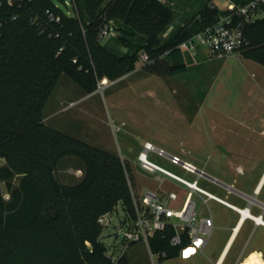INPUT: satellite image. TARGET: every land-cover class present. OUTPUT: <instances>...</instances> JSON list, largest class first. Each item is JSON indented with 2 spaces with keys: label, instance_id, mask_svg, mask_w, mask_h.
Wrapping results in <instances>:
<instances>
[{
  "label": "trees",
  "instance_id": "1",
  "mask_svg": "<svg viewBox=\"0 0 264 264\" xmlns=\"http://www.w3.org/2000/svg\"><path fill=\"white\" fill-rule=\"evenodd\" d=\"M104 1L78 0L80 11L70 18L52 0H27L22 7L0 0V15L7 18L0 27V264H113L100 240L103 228L98 218L120 202L132 207L122 162L109 151L45 125L44 109L63 75L92 93L103 77L116 79L132 72L141 51L152 59H168L169 74L182 73L187 63L177 44L220 13L209 6L211 0H205L163 43L159 33L176 19L169 3L109 0L108 13L120 9L125 25H132V13L155 21L156 35L146 44H131L132 53L117 56L98 39ZM47 9L62 17L60 24H50L47 30L58 36L42 32L31 22L32 16ZM13 13L19 18L12 20ZM120 30L128 33L123 27ZM245 35L243 56L264 65V17L249 24ZM66 156H76L85 165V175L76 184L63 183L56 174ZM17 174L20 183L13 188ZM3 185L12 193L10 201ZM151 246L154 251L170 248L169 240L160 234L151 239ZM119 264H126V257Z\"/></svg>",
  "mask_w": 264,
  "mask_h": 264
},
{
  "label": "rangeland",
  "instance_id": "2",
  "mask_svg": "<svg viewBox=\"0 0 264 264\" xmlns=\"http://www.w3.org/2000/svg\"><path fill=\"white\" fill-rule=\"evenodd\" d=\"M108 1L102 4V8H106L101 18L112 23L117 31L102 43L115 55L132 53L131 44H146L156 35L154 20L132 13V25H125L119 18L120 9L108 13ZM162 1L176 10L174 23L167 31L159 33L164 43L170 41L205 0ZM215 1L220 8H225L226 0ZM52 2L64 15L74 17L71 0ZM74 2L78 14L79 2ZM120 27L128 33H122ZM243 50L244 47L236 55L222 58L208 54L206 47L195 57L184 51L187 69L176 75L169 74L170 61L162 56L153 57L147 65L138 61L132 72L116 79L110 76L100 79L92 93H86L63 75L44 109L43 123L117 155L125 170L130 193L131 188L138 194L149 188L175 190L180 196L188 191L184 184L161 172L149 173L141 168L138 155L145 140L168 153L179 154L212 177L252 192L249 180H257L260 175L256 173L261 174L264 168V65L245 58ZM148 157L189 181L197 179L200 187L235 205L247 204L233 192L225 191L221 184L206 176L198 177L154 151ZM56 174L63 183L76 184L85 175V165L76 156H66L59 162ZM20 179V174L13 177V188L19 186ZM3 191L5 199L10 201L12 193L5 185ZM193 200L199 218L210 215L214 218L213 233L205 253H189L184 249L178 256L156 259L154 263L147 244L139 242L127 250L126 264H213L228 237L227 229L236 224L239 214L213 199H208L206 204L197 194ZM118 210L122 213L120 205ZM112 231L102 230L100 240L109 243ZM242 233L245 241L249 240L243 256L259 243L264 247L263 227L257 229L247 221ZM243 249L244 245L236 252L234 249L225 264L235 262Z\"/></svg>",
  "mask_w": 264,
  "mask_h": 264
},
{
  "label": "built area",
  "instance_id": "3",
  "mask_svg": "<svg viewBox=\"0 0 264 264\" xmlns=\"http://www.w3.org/2000/svg\"><path fill=\"white\" fill-rule=\"evenodd\" d=\"M26 1L8 0V5L22 7ZM67 3L70 4L69 2ZM71 5L75 11V15H77V10L74 8V0H71ZM209 6L219 9L220 13L217 19L200 31L180 41L177 47L189 52L193 57L203 47L207 48L208 54L217 58L236 55L246 43V27L264 16V0H248L245 3L226 0L225 8L223 9L215 3V0H211ZM10 18L12 20L18 19L19 14L13 13ZM6 22L7 18L0 15V27ZM31 22L38 25L42 32H49L50 36H53V34L58 36L57 32L47 30H49L50 24H60L62 17L51 9H47L42 15L36 14L32 16ZM116 31V27L112 23L103 21L99 28L98 39L102 41L105 38L113 37L116 35ZM152 60L146 51L140 52L138 61L141 64H150ZM142 146L143 149L138 155L142 169L149 173L161 172L184 184L188 188V191L183 196H180L175 190L168 191L164 188H149L142 194H138L131 188V209H128L120 202L111 211L100 215L98 223L103 227V230H113L109 234V237H111L109 243L104 242L106 247L105 254L113 264H119L125 257L127 250L139 242L147 244L152 260L167 259L176 248L180 247L181 249L189 247L194 251L202 252L212 235L213 217L210 215L199 218L196 211V203L193 200L195 194L203 197L206 204L208 203V199H213L235 209L242 216H244L243 210L249 211L248 208H239L200 187L197 179L193 182L189 181L152 161L149 159L148 154L154 151L184 170L197 174L198 177L206 176L213 182L222 184L221 180L206 174L195 163L184 159L179 154L168 153L163 148L157 147L146 140L143 141ZM226 187L227 189L232 188L228 184ZM119 205L122 208V213L118 210ZM247 217L258 221L253 215H248ZM258 217L262 219V215ZM114 219H116V222ZM258 222L264 225L263 220ZM157 234H160L161 239L169 240V249L153 250L151 239ZM186 241L187 244L184 245ZM214 264H220V261Z\"/></svg>",
  "mask_w": 264,
  "mask_h": 264
},
{
  "label": "crops",
  "instance_id": "4",
  "mask_svg": "<svg viewBox=\"0 0 264 264\" xmlns=\"http://www.w3.org/2000/svg\"><path fill=\"white\" fill-rule=\"evenodd\" d=\"M215 3H216V1H215ZM252 171L257 172V170H254V168H252ZM256 174L260 175V177L257 180L251 179V180H249V183H248L249 189H251L252 192H246V191L238 188L232 182L226 183V182L222 181V182L230 185L232 187L231 189H227L225 184H221V186H222V188L223 187L225 188V191L233 192L237 196L243 198L247 202V204L243 207H240V206L235 205L234 203L228 201L227 199H225L226 201H228L229 203H231V204H233L239 208H242V209L248 208L250 213L256 217H258L259 215H262V220H264V168H263L261 174H258V173H256ZM221 204H223V203H221ZM223 205H225V204H223ZM225 206H227V205H225ZM227 207L230 208L231 210H233L234 212L238 213L239 219L235 225H233L227 229L229 231L228 237L224 240V244L222 246L221 252H220L217 260L214 261L213 264L216 263L217 261H220V264H225L227 262L229 256H230V254L234 251V249H236L234 251V252H236L237 249L240 247V245L241 246L244 245V249H243L242 253L240 254V256L238 257V259L235 262H233L232 264H243L244 261L246 260V258H248V257L250 259H249V261L246 262V264H264V247L260 243L255 245L252 248V250L246 256H243V252H244L246 246L248 245L249 240L245 241L246 238L243 237V233H242L243 229L245 228L247 221H251L253 223V225L255 226V228H257V229L259 227L264 228V225H262L260 222L256 221L254 218L242 216L235 209H233L229 206H227ZM213 229H214V218H213ZM212 233H213V231H212ZM209 242H210V239H209L207 245L205 246V248L203 249V251L200 253H205L206 249L209 246ZM184 249H186L189 253L194 251L193 249H191L189 247H185V248L180 249L179 254ZM157 260H162V259H157ZM153 262L155 263L156 261L153 260Z\"/></svg>",
  "mask_w": 264,
  "mask_h": 264
},
{
  "label": "bare ground",
  "instance_id": "5",
  "mask_svg": "<svg viewBox=\"0 0 264 264\" xmlns=\"http://www.w3.org/2000/svg\"><path fill=\"white\" fill-rule=\"evenodd\" d=\"M261 183V182H260ZM254 200V199H253ZM255 201V200H254ZM253 203V202H252ZM243 214H244V216H248V215H253V214H251L248 210H243ZM253 217H256V216H254L253 215ZM244 218V217H243ZM256 219L258 220V221H262V219L260 218V217H256ZM264 221V220H263Z\"/></svg>",
  "mask_w": 264,
  "mask_h": 264
},
{
  "label": "water",
  "instance_id": "6",
  "mask_svg": "<svg viewBox=\"0 0 264 264\" xmlns=\"http://www.w3.org/2000/svg\"><path fill=\"white\" fill-rule=\"evenodd\" d=\"M222 184H225V185H227L226 183H224V182H222Z\"/></svg>",
  "mask_w": 264,
  "mask_h": 264
}]
</instances>
